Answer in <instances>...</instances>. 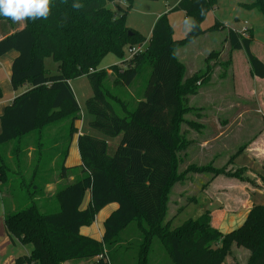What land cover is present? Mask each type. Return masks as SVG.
<instances>
[{
    "label": "trees",
    "instance_id": "1",
    "mask_svg": "<svg viewBox=\"0 0 264 264\" xmlns=\"http://www.w3.org/2000/svg\"><path fill=\"white\" fill-rule=\"evenodd\" d=\"M116 1L125 3V7L115 4L118 16L108 7ZM132 1L77 0L81 8L74 9V0H50L46 19L25 20L21 29L0 39V57L10 51L17 53L10 66L12 88L30 86L0 115V191L6 184L13 193L16 182L12 177H22L19 168L28 153L27 144L21 148V140L37 133L31 151L30 180L18 181L19 190L30 204L25 207L22 206L26 203L18 204L13 211H4L3 221L10 239L32 247L29 255L17 257L14 264H64L73 260L118 264L119 259L121 262L118 252L122 249V258L129 255L130 247H136L139 241L135 238L133 242H124L118 252V248L114 250L118 237L134 222H138L142 231L138 252L132 255L136 264H150L154 239L160 241L172 264H222L232 244L249 251L246 264H264V205H253L243 223L227 233L211 228L206 214L187 219L173 229L160 224L168 191L184 174L177 173L180 152L188 144L180 126L186 121L183 114L191 109L187 105L188 96L196 93L194 76L182 80V65L174 50L217 25L224 27L217 21L207 30L200 26L216 0L178 1L173 10L184 11L194 22L187 37L179 40L171 37L165 15L157 18L149 37L128 28L124 16ZM253 5L264 13V0H254ZM0 20L11 22L6 18ZM227 40L231 50L244 51L250 75L264 78V63L250 50L252 34L243 36L229 29ZM145 41L141 53L108 68L115 83L128 86L144 64L150 65L143 99L130 108L113 91L117 86L112 89L104 86L108 72L97 66L106 54L122 57L125 49ZM47 56L58 64L55 74L44 67ZM80 76H85L92 88V95L84 101V109L91 116L88 126L103 136L78 134L81 163L66 167L68 147L77 133L74 122L79 119L78 102L69 81ZM67 120L69 125L65 128L61 124ZM58 125V136L51 135L45 141L49 147L44 149L46 130ZM117 136L120 141L109 155L106 138ZM11 142L18 143L9 153L17 172L8 174L11 168L3 149ZM242 150V147L237 150L230 161ZM56 160L58 178L64 180L73 175V179L56 189L51 195L52 206L45 208L48 201L43 192L54 172L48 165ZM200 171L222 173L208 166ZM86 193L90 200L84 207ZM111 203L117 208L105 219L101 240L81 234V227L91 225L99 211Z\"/></svg>",
    "mask_w": 264,
    "mask_h": 264
},
{
    "label": "rangeland",
    "instance_id": "2",
    "mask_svg": "<svg viewBox=\"0 0 264 264\" xmlns=\"http://www.w3.org/2000/svg\"><path fill=\"white\" fill-rule=\"evenodd\" d=\"M178 0H133L132 6L127 10L124 16L125 25L136 31L142 36L147 37L150 35L153 24L158 17L165 15L169 25L171 27V37L175 40L186 38L189 34L190 27L185 23L187 20H191L184 11L173 10ZM254 0H216V4L209 10L206 17L200 24L202 29H209L215 24V21L221 23L224 27L217 25L215 29L209 30L203 35L191 39L187 44L177 47L174 50L176 59L182 65V80L194 76L196 79V93L188 96L187 105L191 108L185 114L183 118L186 120L181 124V131L184 132V138L188 141L187 147L184 151L180 152L181 158L178 163L177 173H182L183 177L173 183L167 194V200L165 202V214L162 222L160 223L164 227L173 229L181 225L187 219H195L203 214H206L209 218L208 204L206 198L211 197L206 193V197L203 202L197 203L200 193L205 190L209 180L212 177L224 176L227 179H236L238 182L246 183L249 178L257 180L259 176H253L246 174L244 167H238L239 165H231V154L239 150L242 147L243 141L250 136H253L259 129L264 127V117L258 113L257 100L259 95L263 93L264 82L262 78H255L250 75L249 65L243 50H231L227 40V33L229 29L236 31L243 36H250L252 34L253 41L250 46L251 52L258 57L264 63V13L253 5ZM115 4L121 7H125V3L120 5L119 1L108 4V7L113 9L118 16L120 13L115 9ZM22 23L10 22L13 29ZM146 41L141 44L142 48L146 47ZM139 45V44H138ZM130 57L128 49H125L124 55L119 57L113 53H108L101 58L98 63L97 69H106L111 65L120 63ZM44 67L50 74L53 73L54 66L57 65L51 56L44 58ZM150 75V65L144 64L141 72L131 82L127 90L125 89H113L115 93L120 94V98L128 103L130 108H133L135 103V96L143 94L147 81ZM112 76V74H111ZM1 77V75H0ZM113 77H106L104 86L109 89L113 88ZM72 86L76 93L77 101L80 102L81 113L86 116L88 113L84 109V101L92 95V88L88 82V79L84 76L79 79L72 80ZM79 86V87H78ZM206 91L207 94L201 95V92ZM3 94V93H2ZM132 98H131V96ZM144 95V94H143ZM142 95V96H143ZM264 104V99L260 100ZM118 114L123 116L120 109H117ZM238 113L237 119H231ZM83 115V116H84ZM91 118V117H90ZM84 121V117L82 118ZM87 123V121H85ZM190 122L192 125L188 124ZM230 122V124H228ZM65 128H68L69 120L63 122ZM229 127V130L228 129ZM54 127H50L46 130V136L42 140V147L48 149L49 144L45 141H49L52 138ZM222 129L227 137L222 140H227V144L223 141V145L227 146V149L223 151V160L220 164H209V157H206L210 151L208 149L205 156H202L199 150V139L205 137L204 133L201 134L203 129ZM89 133L96 137H102L103 135L91 128H86ZM221 131V130H220ZM223 133V135H224ZM37 133H33L21 140V148L27 144V156L23 161L22 168H19L21 176H13L15 186L13 193H10V187L6 184L2 186L0 195L2 197L0 209L4 215L5 209L13 211L18 204H25L22 207L28 206L30 203L25 201L24 192L19 190L18 181L25 179L26 182L30 180L32 171V154L33 144H35ZM50 136V137H49ZM120 136L115 138H108V154L112 155L119 143ZM233 138V139H231ZM18 143L11 142L4 146L3 151L6 154L10 172H17V168L11 162L12 149L16 147ZM211 154V152H209ZM231 156V157H230ZM230 157V158H229ZM229 158V159H228ZM55 161V160H54ZM57 161L52 162L48 167L54 170L51 175V182L45 185L44 199H47V203L44 204L45 208L52 206L54 199L51 195L54 194L57 188H61L71 181L60 180L57 174ZM232 161V159H231ZM59 163V161H58ZM264 164V163H263ZM194 167V170H190V167ZM222 170L221 174L214 175L212 171L201 172L200 168L206 167ZM21 169V170H20ZM254 172L255 168H251ZM264 169V165H263ZM236 173L233 176V173ZM251 181V180H250ZM50 186L51 187L50 189ZM41 195V194H40ZM88 193L85 195V201ZM203 196V195H202ZM214 196V195H212ZM38 197V196H35ZM43 201V198H42ZM212 201V200H211ZM207 203V204H205ZM214 207L217 205V201L214 202ZM42 208L43 206L39 204ZM53 208V207H52ZM55 208V204H54ZM19 209V208H18ZM42 211V210H41ZM94 223V222H93ZM92 223V224H93ZM210 223V222H209ZM86 225L81 227L80 233L83 235H89L91 238H98L101 240L103 227L97 224ZM85 232V233H84ZM222 233V232H221ZM142 231L139 230L138 222H134L130 225V229L123 232L117 239L114 250L117 252L119 247L124 242H133L135 238L139 241L135 243L136 247H139L141 241L140 235ZM13 251L19 252V255L30 254L31 245H20L16 243ZM131 246L129 249V255L122 258V249L118 252L121 254V262L118 260V264H136L135 254L137 249ZM138 252V251H137ZM249 256V251L243 247H237L232 244L229 253L224 258L222 264H246ZM128 257V260H126ZM133 257V259H132ZM92 260H77L69 261L64 264H89ZM150 264H172L163 247L158 239H154L152 248L149 254Z\"/></svg>",
    "mask_w": 264,
    "mask_h": 264
},
{
    "label": "crops",
    "instance_id": "3",
    "mask_svg": "<svg viewBox=\"0 0 264 264\" xmlns=\"http://www.w3.org/2000/svg\"><path fill=\"white\" fill-rule=\"evenodd\" d=\"M119 2L121 5L122 2L121 1ZM23 26H24V23L22 21V23H20L17 26V28L13 29L9 21L0 20V39L7 34H11L14 31L21 29ZM147 37H149V35ZM16 55L17 53L15 51H10L4 56L0 57V75H1L0 88L3 93L2 97L0 98V115L2 114L4 108L7 105H9L15 97L23 94L28 89H30V86L27 84L19 86L16 90H14L11 86L10 66H11V62L13 58ZM114 65H117V64H114ZM57 67H58V64L54 66V68L52 69L53 70L52 74H55L57 72ZM108 68L105 69L108 72V77H112L113 75L111 76V71H109ZM81 77H84V76H80L76 79H79ZM255 78H258V77H255ZM261 80L264 82V78H262ZM112 83H113V88L117 86L118 87L117 89L122 88V89L127 90L128 87L130 86V85L128 86L122 85L117 82L115 83L114 77H113ZM69 85L76 98V93L72 86V80L69 81ZM204 94H207V92L206 91L201 92V95H204ZM116 95L119 98L121 97L120 94L118 93ZM142 95L143 94H141L140 96H135V103L143 99ZM120 99L123 102L127 103L122 98ZM263 99H264V90H263V93L259 95V99L257 100L258 113L261 115L262 118L264 117V104H262V101L260 100H263ZM78 106H80V102H78ZM80 109L81 108L79 107V113H78L79 119H77L74 122V126L77 129V133H75L72 136V139H71V142L68 147V151H67V154L64 160V165L66 167L80 165L81 160H80V155H79L78 148H77V136L78 134L89 133V131L86 128H89L88 122L91 120L90 118L91 116H87V119H86V116L81 113ZM240 115H238L237 113L231 119H237L238 116ZM83 117H84V121L82 120ZM85 121H87V123ZM228 124H230V122H228ZM61 125L64 126V124H61ZM229 127L230 126H228L227 130H229ZM207 129L205 128L202 130L201 134L204 133L205 137H201L199 139L198 146H199V150L202 156H205L206 153L208 152L207 150L210 149L209 152H211V154H209L208 152L206 157L210 156L208 158L210 161L209 164L215 166L217 164H220L221 161L223 160V156H224L223 151L224 149H227L226 148L227 146L223 145V141H225V143L227 144L226 142L227 140H222V139L227 137V133L225 134L223 130L219 128L210 129V130H207ZM59 130H60L59 125L54 127L53 135L55 134V136H58ZM106 140L108 144V138H106ZM119 141H120V138H119ZM242 148L243 150L240 153H238L237 156L232 161H230V163L231 165H234V166L239 165L238 167H244L246 174L253 175L255 177L259 176L257 180L254 181L253 178L252 179L249 178L248 182L241 183V182H238L236 179H230V178L227 179L224 176L212 177L209 180L208 185L206 186L205 190L200 193V196L198 197V199L200 200H197L198 201L197 203L199 204L203 202V199L206 197L207 192L211 193L209 194L211 197L206 198L208 199L207 203H209L208 204L209 206L207 208L209 210V222H210L209 224L211 228L218 230L222 233H227L239 227L245 220L250 208L253 205H264V169H263V165H264L263 164L264 163V127L259 129L258 132L253 134V136L248 137L246 141H243ZM235 153L233 151L231 156ZM216 162L218 163L216 164ZM251 168H255L254 172L251 171L252 170ZM72 179H73V175H68L67 178H65L64 180L72 181ZM51 187L53 186H50V189ZM1 198L2 197L0 195V199ZM89 200H90V196L88 194L86 201L84 200V205H83L84 207L88 204ZM216 201H217V205L214 207L215 205L214 202ZM116 208H117V205L115 203H111L105 206L96 215L94 223L92 225L97 224L103 227L105 219ZM3 218H4V215L2 214L1 209H0V264H14L17 257L23 256L26 254H22L18 256L19 252L17 253L13 251L15 249V246L17 245L16 243L20 245L22 244L17 239H14V240L10 239V237L8 236L5 230ZM95 239H98V238H95Z\"/></svg>",
    "mask_w": 264,
    "mask_h": 264
},
{
    "label": "clouds",
    "instance_id": "4",
    "mask_svg": "<svg viewBox=\"0 0 264 264\" xmlns=\"http://www.w3.org/2000/svg\"><path fill=\"white\" fill-rule=\"evenodd\" d=\"M50 0H0V19H8L12 22L25 20L46 19L49 15ZM72 7L81 8V4L74 0ZM191 27L194 22L185 21Z\"/></svg>",
    "mask_w": 264,
    "mask_h": 264
},
{
    "label": "built area",
    "instance_id": "5",
    "mask_svg": "<svg viewBox=\"0 0 264 264\" xmlns=\"http://www.w3.org/2000/svg\"><path fill=\"white\" fill-rule=\"evenodd\" d=\"M129 53H130V57L124 61L128 62L132 57L138 55L139 53H141L144 49L142 48L141 44L140 45H135V46H131L128 48Z\"/></svg>",
    "mask_w": 264,
    "mask_h": 264
}]
</instances>
